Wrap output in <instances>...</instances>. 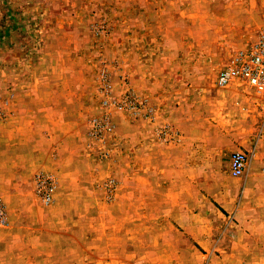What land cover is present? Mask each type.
Segmentation results:
<instances>
[{
	"label": "rangeland",
	"instance_id": "rangeland-1",
	"mask_svg": "<svg viewBox=\"0 0 264 264\" xmlns=\"http://www.w3.org/2000/svg\"><path fill=\"white\" fill-rule=\"evenodd\" d=\"M171 1L177 17L173 25L182 34L183 50L174 59V70L150 73L148 41L142 26L147 17L137 8L140 0H0V130L12 128L20 121L16 119H24L41 126L43 132H86L85 149L92 165L88 177L97 178L98 171L104 172L100 188L106 203L114 200L117 207L124 206L125 195L137 194L139 200L133 197L129 201L133 208H156L162 199L166 205L171 203L166 198L176 192L186 197L180 202V222L169 217V225L179 229L184 211H190L198 216L196 229L224 233L227 227L233 230L236 222L229 223L211 198L222 189L238 188L244 179L229 176L228 155L210 154L198 148L191 157L182 153L172 165L168 158L174 155L158 151L152 154H157L159 160L140 168L135 162L143 155L137 149L141 142L129 141L130 134L138 132L126 129L151 122L152 118L145 117V110L152 114L155 106L148 105L147 100L157 97L164 83H175L168 90L172 96L185 103L189 98L196 99L192 131L252 132V138L257 140L259 132H264L262 100L245 89H219L214 80L231 55L246 47L258 28L264 26V0ZM113 79L123 90L117 97L112 93ZM136 87L151 95H134L131 88ZM105 97L118 103L130 97L142 106L135 113L124 108L104 110L101 101ZM208 106L213 110L206 113ZM105 114L112 123V133L94 140L90 136L91 122ZM28 122L24 128L29 127ZM159 131L163 132L162 128ZM169 132L175 133L171 129ZM156 134V142L164 145L179 141L178 136L172 140L168 134ZM131 147L133 152L129 151ZM151 148L149 144L145 149L148 152ZM244 151L249 156L247 172L262 159L253 146ZM261 166L264 180L263 161ZM37 172L41 171L34 174ZM45 173L54 175L56 180L53 200L47 205L52 206L57 202L58 174L56 170ZM92 182L98 183L96 179ZM84 183L86 188L88 182ZM30 195L34 206H45L35 198L33 184ZM190 195H196V200ZM247 204L250 206L245 211L264 216V201ZM201 210L209 215L207 225L200 221ZM263 229L259 224L252 227V232L243 231L264 244ZM222 256L217 250L212 262L201 257L197 264H228ZM261 257V262L255 264H264V256ZM93 264L106 263L98 260Z\"/></svg>",
	"mask_w": 264,
	"mask_h": 264
},
{
	"label": "crops",
	"instance_id": "crops-1",
	"mask_svg": "<svg viewBox=\"0 0 264 264\" xmlns=\"http://www.w3.org/2000/svg\"><path fill=\"white\" fill-rule=\"evenodd\" d=\"M140 3L137 8L147 17L142 26L146 33L144 39L148 41L149 72L174 70L171 69L175 67L174 59L181 55L183 48L182 34L173 25L177 17L172 1L140 0ZM174 84L164 83L157 97L147 100L148 105L155 106L151 122L130 125L126 129V132H138L130 134L131 143L141 142L137 149L143 155L138 156L135 163L144 168L156 162L159 157L152 153L158 151L174 155L168 158L173 165L182 153L191 157L198 148L229 157L234 151L253 146L262 160L249 167L238 188L222 189L211 198L224 211L229 223L236 222L234 229L227 227L224 233L217 229L198 230L195 225L198 216L191 215L190 211H184L179 229L169 225V217L178 218L180 222V202L186 197L176 192L168 195L170 199L166 198L171 203L166 205L162 199L156 208H133L129 201L133 197L139 200L137 194L125 195L124 206L117 207L112 203L114 200L106 203L100 188L104 172L98 171L97 178L88 177L92 165L85 149L86 132L51 129L43 132L40 125L39 128L31 121L16 119L20 121L12 128L0 130V197L7 217V226L0 231V264H93L98 260L106 264H197L201 257L207 263L212 262L217 250L228 264L261 262L264 244L243 230L252 232L253 226H264V216L245 211V207L250 206L248 202L264 201V180L260 174L264 162V132H259L254 140L252 132L192 131L196 99L189 98L185 103L180 97L172 96L168 90ZM111 85L115 97L122 93L114 79ZM131 90L140 98L151 95L140 87ZM212 110L209 106L204 109L206 113ZM27 122L29 127L24 128ZM165 126L178 136L176 144L156 142V133ZM149 144L152 148L147 152L145 148ZM157 146L162 148L157 149ZM129 151L133 152V148ZM136 156L137 153L134 158ZM36 170L43 173L56 170L58 174L57 202L52 206L33 205L30 192ZM94 179L99 184L93 183ZM83 181L88 182L86 188ZM190 197L196 200V195ZM201 212L200 221L207 225L209 215L206 210Z\"/></svg>",
	"mask_w": 264,
	"mask_h": 264
},
{
	"label": "built area",
	"instance_id": "built-area-1",
	"mask_svg": "<svg viewBox=\"0 0 264 264\" xmlns=\"http://www.w3.org/2000/svg\"><path fill=\"white\" fill-rule=\"evenodd\" d=\"M215 87L226 89L230 86L235 89H245L253 97L258 98L264 106V26L256 31L253 40L244 48L234 52L225 65L218 70L215 80ZM104 93H107V84H103ZM0 103L1 88H0ZM141 103L132 100L130 97L124 98L121 102H116L105 97L101 101V107L105 109H126L135 113L139 110ZM142 106V105H141ZM143 109V107H142ZM145 117L152 118L151 110H145ZM91 134L94 140H101L103 136L112 133V123L109 115L105 114L100 119L91 122ZM159 135H170L172 140L176 135L171 134L170 129L163 127ZM261 133V132H260ZM249 161L248 153L245 151H234L228 157V174L231 178L243 176ZM55 177L50 173L37 172L32 178L33 194L43 205L51 204L55 189ZM7 226L6 208L0 197V231Z\"/></svg>",
	"mask_w": 264,
	"mask_h": 264
}]
</instances>
